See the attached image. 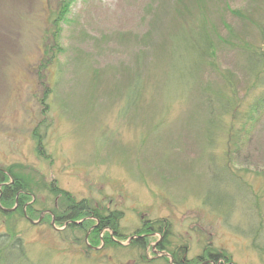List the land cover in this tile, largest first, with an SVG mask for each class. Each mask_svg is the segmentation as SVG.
Instances as JSON below:
<instances>
[{"label": "rangeland", "instance_id": "1", "mask_svg": "<svg viewBox=\"0 0 264 264\" xmlns=\"http://www.w3.org/2000/svg\"><path fill=\"white\" fill-rule=\"evenodd\" d=\"M54 4L0 0V169L34 178L38 209L32 221L0 212V232L21 237L39 264H170L156 252L161 234L143 250L131 244L152 223L165 231L167 251L190 264L210 250L232 264H264V107L250 108L260 89L250 87L243 49L264 51V0H78L61 26L58 62L38 76ZM199 17L214 56L186 96L190 80L179 65L169 67L170 37ZM137 77L140 98L126 109ZM224 77L233 80L241 114L254 115L230 154L226 127L208 143L210 111L200 93L227 91ZM53 186L98 212H121L122 239L110 228L101 233L119 246L90 244L94 217L86 233L53 226Z\"/></svg>", "mask_w": 264, "mask_h": 264}, {"label": "trees", "instance_id": "2", "mask_svg": "<svg viewBox=\"0 0 264 264\" xmlns=\"http://www.w3.org/2000/svg\"><path fill=\"white\" fill-rule=\"evenodd\" d=\"M77 1L78 0H55L54 7L48 17L49 25L45 31L46 41L43 46V56L36 69L38 76H40L39 70H47L58 62L59 56L63 51L60 38L61 26L70 19L69 16L72 8ZM261 36L264 38V32L261 33ZM170 43L169 67H171L173 71H178L177 66L179 65L181 76L190 80V82H188L189 87L185 94L187 96L189 91L197 89L200 71H202L205 65L210 63L209 60L214 56L213 43L203 17L195 19L193 23H185L177 33L171 35ZM243 49L246 54L248 72L253 80L250 87L260 89L258 96L254 98L250 108L252 110H259L260 112L264 107V51L256 47H245ZM225 83L227 91L225 89H214L213 93H210L212 89H206V92L202 91L200 93L204 95L206 100L205 105L210 111V118L207 124V128L209 129L206 131L208 143L211 144L212 147V144L216 143L218 135L224 132V128L226 127L228 153L230 154L232 149H238L241 142L243 140L245 141L244 138H247L246 135L242 134L241 127H244L243 123L247 124L249 120H252L251 118L254 117V115L250 111L246 114H241L238 110L240 102L237 101V94L235 95L236 90L233 80H228L226 78ZM181 88L182 86L179 87L175 84V89H178V92L181 90V96H185ZM45 91L47 94L44 92L45 95L43 99L48 96L49 89L46 88ZM141 91L142 85L140 77H137L129 89L126 109L137 103ZM228 93H230V95H228ZM229 115V122H225L226 116ZM159 125L160 123L157 124V126ZM36 129L38 130V128ZM37 132L34 134V139L37 140V147H40L42 146L43 135L40 136ZM228 161H231L230 157H228ZM228 161L222 164L224 165V170L232 175L233 171L230 169L227 163ZM210 163L213 164V160H211ZM16 169L17 171H15ZM33 184H35L34 178L24 173V171H21L20 168L10 167L5 171L4 169H0V185L2 186L0 190V205L6 209L15 207V209L11 211L0 208V212L4 217H19L29 220L37 217L38 209L35 208L36 202L32 197ZM248 188L250 187L248 186ZM49 190L50 193L59 200L58 206L55 205L53 208V213L57 218L56 223L64 224L65 221L70 220L68 224V228H71L70 230L73 232L86 233L87 230L91 229H88L90 226L89 221L91 220L86 219L94 217L98 221V225L92 228L89 234L90 244L95 245L102 240L105 242V246L118 245L114 240V236L106 234L102 239L101 233H103L105 229L110 228L114 231L116 237L121 236L122 239L123 235L118 229L119 221L122 217L121 212L108 211L106 214L98 212L85 201H75L69 196L70 194L64 192V190L57 186L49 187ZM83 218H85L84 222L78 224L74 223ZM150 225L151 224H144L136 233H146ZM11 232L12 230L9 232H0V264H39L32 261L33 259L26 246H24L23 239L15 236L16 234ZM166 237L167 235L165 238ZM148 242L149 238L145 236L143 239H135L131 244L143 250L148 246ZM163 244L165 249H167L166 244ZM92 250V247L86 246L87 252H91ZM172 253L175 260L182 262L184 255L180 256V251H172ZM208 253L210 257L214 258L215 262L223 258L227 263H230L231 259L229 257L219 253L213 256L211 250L207 251L204 257L207 256ZM165 259L166 263H169V260L167 258ZM186 264H190V262Z\"/></svg>", "mask_w": 264, "mask_h": 264}, {"label": "flooded vegetation", "instance_id": "3", "mask_svg": "<svg viewBox=\"0 0 264 264\" xmlns=\"http://www.w3.org/2000/svg\"><path fill=\"white\" fill-rule=\"evenodd\" d=\"M49 212H51V211H49ZM52 217H53V221L56 222L57 218H56L54 213L52 214ZM68 222H70V220L65 221L64 224H67ZM149 224H151V225L148 227L147 232L143 234L144 237L145 236L152 237V236L155 235V233H157L159 235L161 234L160 240L158 241V243H156V244H158V246L156 248V252H160L163 255H169L171 257V260L173 261L174 264H181V263L182 264H186L187 262H189L188 259L186 258V255H184L182 262H179V261L175 260L173 253L171 251H167V249H165V247H164V244H162V242H163V240H164V238L166 236L165 235V231L162 230L161 226L156 229L154 224H152V223H149ZM212 255L215 256L214 254H212ZM199 260H200L199 264H203V263H205V264L206 263L207 264H212V263H214V264H231V263H227L225 261V259H223V258H220V260L215 262L214 258L210 257L209 253L205 257L204 256L203 257L202 256L199 257Z\"/></svg>", "mask_w": 264, "mask_h": 264}]
</instances>
